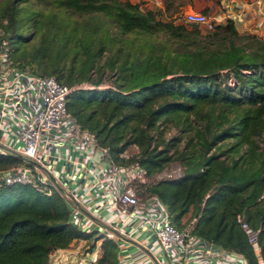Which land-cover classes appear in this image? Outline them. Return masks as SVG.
I'll list each match as a JSON object with an SVG mask.
<instances>
[{"label": "trees", "instance_id": "trees-1", "mask_svg": "<svg viewBox=\"0 0 264 264\" xmlns=\"http://www.w3.org/2000/svg\"><path fill=\"white\" fill-rule=\"evenodd\" d=\"M21 1L6 4L0 16V42L7 41L13 65L36 76L54 77L68 87L91 83L92 87L71 92L67 110L109 149L115 161L136 145L140 149L136 159L148 176L173 161L180 164L179 178L163 179L151 187L167 206L171 223L181 229L187 216L188 221L195 220L196 235L255 264L241 219L258 232L264 260V200L260 199L264 192V37L240 33L233 19L200 36V28L177 24L179 15L173 18L179 0H162L163 14L173 16L168 22L129 0H34L87 21L47 16V34L26 52L17 48L22 39L15 27ZM106 21L127 39L120 38L101 63L105 46L114 47ZM159 33L178 41L179 49L169 50L165 41L156 42L152 37ZM213 40L215 47L208 45ZM229 75L236 86L226 83ZM106 77L110 85L99 88ZM162 124L183 127V132L193 135L179 151L181 138L166 144L173 153L158 150L152 133L159 132ZM226 139L232 142L222 152L226 158H221L214 150L222 148L217 144ZM19 164L20 159L0 156V169ZM67 215L55 194L45 196L30 186L0 185V264H49L57 249L95 237L73 228ZM100 249L96 264H118L112 241L102 240Z\"/></svg>", "mask_w": 264, "mask_h": 264}, {"label": "built area", "instance_id": "built-area-1", "mask_svg": "<svg viewBox=\"0 0 264 264\" xmlns=\"http://www.w3.org/2000/svg\"><path fill=\"white\" fill-rule=\"evenodd\" d=\"M180 19L211 32L232 18L218 22L190 10ZM226 83L236 86L230 75ZM75 89L54 77L17 68L9 58L7 41L0 42V156L21 162L0 169V185L30 186L39 194L57 195L66 207L68 224L100 237L91 248L75 247L74 241L57 249L49 264H96L102 240L112 241L120 250L121 239L135 236L142 238L135 243L146 251L144 264H250L242 254L196 235L194 222L176 228L167 206L151 192L154 175L148 176L138 162H116L109 149L68 112L67 98ZM172 175L167 179L181 176ZM238 221L253 248L255 264H264L258 232Z\"/></svg>", "mask_w": 264, "mask_h": 264}, {"label": "rangeland", "instance_id": "rangeland-1", "mask_svg": "<svg viewBox=\"0 0 264 264\" xmlns=\"http://www.w3.org/2000/svg\"><path fill=\"white\" fill-rule=\"evenodd\" d=\"M12 0H0V16L2 15L3 11H4V7L6 4H8L9 2H11ZM144 4V2H143ZM19 11L16 15V22H15V27L17 28L18 33L21 36V40L19 41V45L17 48L23 50V51H30L32 48L36 47L38 45V42L40 41V37L43 34H47L46 32L48 31L47 29L49 28L48 22H47V16L48 17H52L53 15H57L59 16V18H63L65 19V21L67 22H71V21H84L86 19L76 16V15H69L66 13H62L60 11H57V9H55V7L53 6V4H48L45 1L42 2H37L34 0H23L19 3ZM149 10V9H146ZM185 14V13H184ZM183 14V15H184ZM178 14H175L173 18L178 17ZM158 20H161L163 22H168L171 21L173 18L171 16H169L168 14H157ZM1 20V19H0ZM87 21V20H86ZM182 21V19H180L179 22H177V24H180ZM98 28L101 29L103 27V25L101 23L98 24ZM66 29H68L67 27H65ZM188 28L191 30V26H188ZM106 29H107V33L110 36V42L114 43V47L110 46V45H106L104 48V51H102V56L100 58V62L103 63L105 58L108 57L110 55L109 52L114 51V49L118 46V42L120 41V38L123 39H127V36H121L119 37L117 34V29L114 27L113 23L106 21ZM200 36H204L207 31L203 28L200 27ZM101 34V32H99ZM142 37L144 39H148L149 35H142ZM264 37V36H262ZM156 42L160 41L163 42L165 41L166 46L168 47L169 50H174V49H179V45L177 44L178 41L172 40L169 41L168 38L163 35L162 33L156 34L155 36L152 37ZM216 40V39H215ZM125 43L126 41H124L123 43V47H125ZM216 41H210L208 43V45L214 46L216 45ZM95 46V45H94ZM93 46V47H94ZM97 46V45H96ZM92 47V49H94ZM12 48H15V45H12ZM112 53V52H111ZM108 73H105V76H107ZM93 78H95V75H92ZM110 85V81L109 78L106 77L104 82L101 83V85L99 86V88H105L107 86ZM79 87H92L91 83L88 82H84V83H80L77 84V86H74V88H79ZM181 133H184L185 135H182ZM152 135L155 138V142L157 144V149L158 150H165L168 149L169 153H173L174 149H170L167 148V143L175 138H181V141L177 142L178 144V151L184 146L185 142L187 141L186 138L187 137H192L193 132H183V127H173L167 124H162L160 125L159 128V132H156L155 134L152 133ZM232 140L231 139H226L224 141H221L217 144V146H222L219 147V150H214V152L221 154V158H226V155L222 154L223 150H225L230 144H231ZM153 145V144H152ZM139 152L140 149L136 146V145H131L129 146L126 151H124V156L125 157H119L118 160H116V162L120 163V164H127L130 162H136L137 159L136 157L139 156ZM138 162V161H137ZM173 174L172 176H180L182 175V168L180 166V164L176 161H173L171 163H169L166 168H164L159 175L155 174L154 175V182H158L159 180H163V179H167V174ZM152 192V191H151ZM261 200H264V192L261 195ZM193 222L195 223V220H189L187 216L184 217L181 220V224H193ZM94 236L87 239H82L83 242L80 243V241H75V247H80L83 248L85 246H90V248L95 244V240H94ZM78 243V244H77ZM101 245V243H100ZM100 245H99V257L101 254V249H100ZM82 250V249H81ZM117 255H118V249H117ZM116 255V257H117ZM99 259V258H98ZM97 259V261H98ZM257 262V261H256ZM97 263V262H96Z\"/></svg>", "mask_w": 264, "mask_h": 264}, {"label": "crops", "instance_id": "crops-1", "mask_svg": "<svg viewBox=\"0 0 264 264\" xmlns=\"http://www.w3.org/2000/svg\"><path fill=\"white\" fill-rule=\"evenodd\" d=\"M139 4L141 9H149L157 14H163L162 0H129ZM144 2V4H143ZM179 16L186 11L207 14L215 20L223 21L227 16L234 20L240 33H253L264 36V0H179ZM142 241L135 236L133 240L121 239L123 248L118 249V264H144L145 249L140 248L135 241Z\"/></svg>", "mask_w": 264, "mask_h": 264}]
</instances>
